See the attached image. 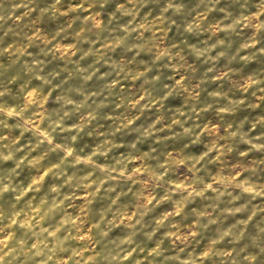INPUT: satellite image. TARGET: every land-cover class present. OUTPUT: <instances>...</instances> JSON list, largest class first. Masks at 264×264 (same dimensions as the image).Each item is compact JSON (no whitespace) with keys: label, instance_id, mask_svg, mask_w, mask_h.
I'll return each instance as SVG.
<instances>
[{"label":"clouds","instance_id":"9594fccd","mask_svg":"<svg viewBox=\"0 0 264 264\" xmlns=\"http://www.w3.org/2000/svg\"><path fill=\"white\" fill-rule=\"evenodd\" d=\"M0 264H264V0H0Z\"/></svg>","mask_w":264,"mask_h":264}]
</instances>
